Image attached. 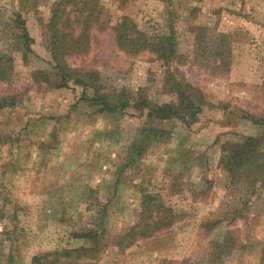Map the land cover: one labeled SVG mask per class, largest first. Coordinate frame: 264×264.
<instances>
[{
	"label": "rangeland",
	"instance_id": "rangeland-1",
	"mask_svg": "<svg viewBox=\"0 0 264 264\" xmlns=\"http://www.w3.org/2000/svg\"><path fill=\"white\" fill-rule=\"evenodd\" d=\"M56 1L0 0V54L14 66L0 82V264L88 245L72 232L102 227L109 242L137 222L146 192L176 213L173 226L78 264H264V188L249 191L220 164L222 145L263 133L249 118L264 120V0H100L104 29L92 31L87 54L66 58L69 67L98 72L110 102L122 95L132 105L141 93L177 104L171 78L205 102L190 125L153 124L170 134L148 141L137 159L129 145L145 117L131 105L101 111L53 69L42 26ZM17 15L33 40L26 62L15 50ZM123 16L150 36L173 37L172 62L120 51L111 29Z\"/></svg>",
	"mask_w": 264,
	"mask_h": 264
},
{
	"label": "trees",
	"instance_id": "trees-1",
	"mask_svg": "<svg viewBox=\"0 0 264 264\" xmlns=\"http://www.w3.org/2000/svg\"><path fill=\"white\" fill-rule=\"evenodd\" d=\"M124 6L127 0H116ZM103 6L100 0H58L52 4L50 17L42 26V40L46 52L50 55L53 69L61 79L62 86L70 81L72 85L82 89L85 102L97 105L101 111L114 113L132 109L144 116L146 123L142 126L138 136L129 145V157L139 158L148 146V141H159L167 138L169 131L153 128L156 122H163L177 118L185 125L194 123L201 113L204 98L199 90L180 80L170 79L169 92L178 98V103H152L138 94L132 105L117 96L114 102L108 101L102 93L100 76L92 70H76L69 67L66 58L84 55L89 52L92 31H103L106 21L103 19ZM20 26L18 46L15 48L21 55L23 62L27 61L31 53L32 38L29 36L24 21L17 15ZM115 46L128 55L149 52L155 58L168 65L176 57L173 37L167 34L150 36L138 29L137 25L127 16H123L112 27ZM14 72L13 58L0 54V82H9ZM131 105V106H130ZM6 107L4 100H0V109ZM257 126L262 127L263 133L259 137H241L236 143H226L221 147L220 164L225 169L230 180L240 182L249 191L264 188V120L249 118ZM151 124V125H150ZM140 211L137 222L118 232L109 242L103 240L105 231L102 227L72 232L74 240L88 243L85 247H59L53 251L43 252L32 257L30 264H78L87 260H97L109 245L124 250L140 240L149 239L154 235L168 230L177 219L176 213L166 206L161 196L153 193H142L139 201ZM264 262L263 253L261 256ZM158 264H187L186 261H160Z\"/></svg>",
	"mask_w": 264,
	"mask_h": 264
}]
</instances>
